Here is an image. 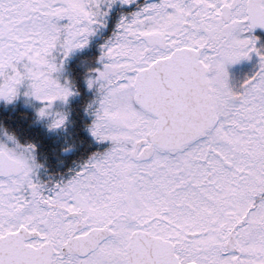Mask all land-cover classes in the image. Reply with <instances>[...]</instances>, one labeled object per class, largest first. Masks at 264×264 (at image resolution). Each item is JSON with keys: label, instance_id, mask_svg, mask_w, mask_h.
I'll list each match as a JSON object with an SVG mask.
<instances>
[{"label": "flooded vegetation", "instance_id": "obj_1", "mask_svg": "<svg viewBox=\"0 0 264 264\" xmlns=\"http://www.w3.org/2000/svg\"><path fill=\"white\" fill-rule=\"evenodd\" d=\"M90 12L92 40L61 63L68 90L45 112L55 131L45 162L31 157L20 205L0 196V257L49 249L50 264H141L146 250H164L176 264H202L213 250L226 264H245L249 241L264 244V0H95ZM158 61L142 100L198 112L196 124L207 127L189 140L146 132L126 153L133 164L115 174L114 143L95 131L115 122L117 93H107L104 81L132 77L131 106L155 130L159 118L137 102L135 79ZM104 103L108 110L100 111ZM244 161L257 168L254 180L243 178ZM115 179L121 227L108 196ZM98 228L101 240L90 234ZM13 232L16 240L4 238Z\"/></svg>", "mask_w": 264, "mask_h": 264}, {"label": "rangeland", "instance_id": "obj_2", "mask_svg": "<svg viewBox=\"0 0 264 264\" xmlns=\"http://www.w3.org/2000/svg\"><path fill=\"white\" fill-rule=\"evenodd\" d=\"M95 0H0V102L4 100L22 99L32 105L41 115L49 111L54 104L62 103L66 77L63 74L62 62L77 55L92 40L93 16L90 12ZM115 63V62H114ZM128 67V66H127ZM103 76V74H102ZM126 76V77H125ZM133 78L122 73L112 80L104 81L106 92L115 91L112 113L115 122L102 126L97 132L100 140L114 143L111 147L109 163L114 165V173L124 172L133 164L126 155L133 147V141L146 132L152 131L144 127L141 121L145 116H139L131 106L130 83ZM68 91H66L67 93ZM63 96V97H62ZM106 103L100 106V111L108 110ZM0 149L25 165L22 174L13 179L0 181V196L3 201L17 202L19 205L25 197L21 192L32 177L33 165L29 151L21 148L11 137L0 133ZM249 162L242 164L244 179L254 180L257 168H251ZM132 171V178L139 176ZM249 171V172H248ZM260 178V174H257ZM120 180L115 179L109 193V203L114 204V225L121 227L122 220L119 209L122 194L119 190ZM18 190V194L10 191ZM133 192L139 191L135 184ZM90 191V190H89ZM88 191V192H89ZM102 197H100L101 199ZM264 202V201H263ZM98 214L95 210H93ZM99 210L98 216L109 215ZM134 216L142 212L140 208L132 210ZM260 213H254V217ZM252 256L245 258V264L256 261L264 264V244L251 239L248 244ZM120 244L118 245V249ZM229 261V260H228ZM227 260L217 256L211 250L205 254L202 264H226Z\"/></svg>", "mask_w": 264, "mask_h": 264}, {"label": "water", "instance_id": "obj_3", "mask_svg": "<svg viewBox=\"0 0 264 264\" xmlns=\"http://www.w3.org/2000/svg\"><path fill=\"white\" fill-rule=\"evenodd\" d=\"M158 63H160V61L152 65L150 68L140 71L137 77V101L144 108L156 114L159 118L158 129L153 134H148V137L153 140L162 139L164 137L189 140L202 134L207 127V122L196 124L198 112H186L183 114L177 110L174 104H170L168 107L162 108L157 107L155 103H148L142 100L143 90L139 84L141 82V85L143 86L144 82H147L149 79L154 80L156 78L157 73L155 70ZM198 73L199 75L202 74L201 72ZM161 145L170 147L169 144L163 142H161ZM22 171L23 165L21 162L11 158L5 151L0 150V175L19 174ZM104 231L105 229L95 230L98 236V233H103ZM18 234H9L5 237V239L14 241L16 240ZM24 250L19 248L18 252H14L15 254L9 253L1 255V264H50L51 262L52 254L49 249H44L43 255H38L37 252L33 254L24 252ZM143 257V264H175V260L170 254L158 250H146Z\"/></svg>", "mask_w": 264, "mask_h": 264}, {"label": "trees", "instance_id": "obj_4", "mask_svg": "<svg viewBox=\"0 0 264 264\" xmlns=\"http://www.w3.org/2000/svg\"><path fill=\"white\" fill-rule=\"evenodd\" d=\"M5 132L21 148L31 153L35 159L44 164L46 139L54 138V130L48 129L45 114L41 115L32 105L22 99L4 100L0 102V133ZM76 131H74L75 133ZM83 138L89 137V132L82 130ZM79 142V136L76 134Z\"/></svg>", "mask_w": 264, "mask_h": 264}]
</instances>
